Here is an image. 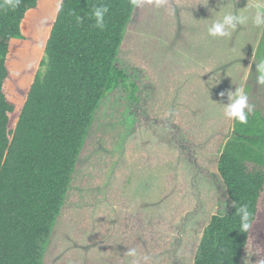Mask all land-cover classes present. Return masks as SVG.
<instances>
[{
  "label": "rangeland",
  "instance_id": "rangeland-1",
  "mask_svg": "<svg viewBox=\"0 0 264 264\" xmlns=\"http://www.w3.org/2000/svg\"><path fill=\"white\" fill-rule=\"evenodd\" d=\"M40 2L32 40L13 51L21 92L44 68L57 10L58 0ZM233 4L264 10V0L137 1L116 62L128 77L100 101L43 264H194L210 217L232 205L217 174L233 130L219 94L264 102L255 70L264 26L229 42L206 34L210 9ZM241 264H264V192Z\"/></svg>",
  "mask_w": 264,
  "mask_h": 264
},
{
  "label": "trees",
  "instance_id": "trees-1",
  "mask_svg": "<svg viewBox=\"0 0 264 264\" xmlns=\"http://www.w3.org/2000/svg\"><path fill=\"white\" fill-rule=\"evenodd\" d=\"M137 1L63 0L45 39L44 68L21 92L13 51L32 40L29 22L41 2L20 0L12 9L0 0V264H43L95 112L128 77L116 62ZM102 5L103 29L91 15ZM255 58L264 60V29ZM249 104L248 123L233 122L217 162L232 205L210 217L194 264H241L256 222L264 192V102L255 96ZM242 204L252 213L245 233L236 212Z\"/></svg>",
  "mask_w": 264,
  "mask_h": 264
},
{
  "label": "clouds",
  "instance_id": "clouds-1",
  "mask_svg": "<svg viewBox=\"0 0 264 264\" xmlns=\"http://www.w3.org/2000/svg\"><path fill=\"white\" fill-rule=\"evenodd\" d=\"M8 6L15 9L20 0H7ZM207 4V3H206ZM205 4V5H206ZM63 0H58L57 2V12L62 9ZM257 11L254 14L249 13L248 7L235 8L234 4L227 6L226 8H221L219 10H211L210 22L206 25V34L209 37L215 39H221L225 42L232 40L234 33L251 24L255 28H260L264 26V10H259L260 6H257ZM108 12V7L106 5L97 6L91 13L92 17L95 18V26L103 29L105 26L104 17ZM220 13L219 16L216 14ZM77 24L83 22V17L76 16ZM257 76V82L259 84H264V60H262L255 67ZM227 94L228 103L225 104L224 116L230 120L238 122L240 124H247L249 114L253 112V106L248 102V96L242 90H235L234 92H221L219 95L224 96ZM237 215L239 216V230L241 232H247L251 226L252 213L247 205H240L236 209ZM129 256H135L136 252L134 249L128 250Z\"/></svg>",
  "mask_w": 264,
  "mask_h": 264
},
{
  "label": "crops",
  "instance_id": "crops-1",
  "mask_svg": "<svg viewBox=\"0 0 264 264\" xmlns=\"http://www.w3.org/2000/svg\"><path fill=\"white\" fill-rule=\"evenodd\" d=\"M210 72V71H209ZM211 75H213V72L210 73ZM214 76V75H213Z\"/></svg>",
  "mask_w": 264,
  "mask_h": 264
}]
</instances>
